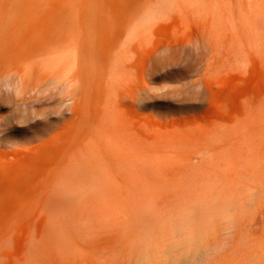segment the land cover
<instances>
[{
	"label": "rangeland",
	"instance_id": "374dc122",
	"mask_svg": "<svg viewBox=\"0 0 264 264\" xmlns=\"http://www.w3.org/2000/svg\"><path fill=\"white\" fill-rule=\"evenodd\" d=\"M0 53V264H264V0H0Z\"/></svg>",
	"mask_w": 264,
	"mask_h": 264
},
{
	"label": "bare ground",
	"instance_id": "6f19581e",
	"mask_svg": "<svg viewBox=\"0 0 264 264\" xmlns=\"http://www.w3.org/2000/svg\"><path fill=\"white\" fill-rule=\"evenodd\" d=\"M74 46V44H71L69 47ZM63 49H67L65 47H60L55 50V47H51L49 50L48 55H53L61 52ZM6 51V50H5ZM7 54H11V51H7ZM2 53H0L1 55ZM11 57V56H10ZM9 57V58H10ZM35 59V58H34ZM28 61V59H27ZM30 61V60H29ZM20 62V61H19ZM24 65V66H23ZM26 62L19 63L18 65L14 66L11 69L12 76L10 78L6 77V85L9 88H14V90L17 92V86H22L24 84V71L26 69ZM1 71L4 70L3 67H0ZM16 85V87H15ZM89 160V159H88ZM96 164L92 163L91 161L88 162H81L75 165L74 167H64L65 168V175H59L56 179L54 185L62 188H84L88 187L92 184V182L95 180V175L97 171ZM257 227V226H256ZM255 251V250H254ZM36 261V260H35ZM35 261L32 260L28 261L27 264H35Z\"/></svg>",
	"mask_w": 264,
	"mask_h": 264
}]
</instances>
